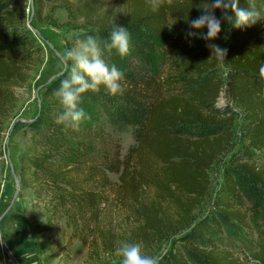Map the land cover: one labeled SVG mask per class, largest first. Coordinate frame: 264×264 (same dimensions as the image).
I'll use <instances>...</instances> for the list:
<instances>
[{
  "label": "trees",
  "instance_id": "16d2710c",
  "mask_svg": "<svg viewBox=\"0 0 264 264\" xmlns=\"http://www.w3.org/2000/svg\"><path fill=\"white\" fill-rule=\"evenodd\" d=\"M61 3L69 19H84L91 36L101 42L108 39L116 23L129 29L131 47L144 46L153 39L169 35L171 26L178 31L170 38L171 50L191 52L179 61L171 62V73L164 82L151 76L140 81H128L122 95H111L101 86L99 92L82 96L81 108L96 104L110 118L123 119L125 125L136 124L134 146L122 163L118 194L131 204L130 217L137 226L126 237L125 243H142L155 248L167 237L193 224L194 213L205 202L211 185V170L216 161L229 149L234 139L236 114L220 110L219 98L226 89L229 98L241 110V150L233 158L224 182L215 199L214 207L194 229V234L205 248L191 245L195 262L208 264H256L250 256H243L221 248L216 238L226 230L237 233L250 229L248 214L238 203L246 188V195L260 201L264 208V161L254 156L264 149V20L245 29L231 27V46L226 63L227 79L215 55L212 56L203 39L188 38V19L202 14L208 0H173L153 12L148 0H125L127 8L120 19L108 20L96 15L99 3L105 0H56ZM23 0H0V148L4 122L16 108L17 98L11 88L32 81L38 73L41 47L25 25ZM264 12L263 0H255ZM34 11L41 17L44 0H34ZM240 7H248L240 0ZM234 15L233 13H229ZM219 18L221 11L216 10ZM51 18L46 16L43 22ZM206 34L207 29H204ZM206 43L205 46H203ZM219 45V38L213 41ZM118 59L113 50L104 52ZM67 70L47 88L38 129L43 131V149L37 155L25 154L21 166V183L42 200L47 193L56 203L48 206V228L59 210L64 211L67 225L74 230L85 247L101 242L105 252L116 247L117 236L99 232L98 224L108 204L105 190L93 188L95 168L91 164L95 131L80 127L74 130L57 122L63 111L55 95ZM134 88V89H133ZM135 89H139L136 92ZM123 128V127H122ZM203 136V137H202ZM196 137V138H193ZM0 149V157H1ZM235 165V166H234ZM238 168L237 175L234 169ZM233 169V170H232ZM120 173V169L115 170ZM87 173V175H85ZM38 181L47 185L36 186ZM153 190L155 198L146 202L143 194ZM172 208L174 217L167 216ZM92 225H95L92 228ZM90 241V243H89ZM181 264H188L182 260Z\"/></svg>",
  "mask_w": 264,
  "mask_h": 264
},
{
  "label": "rangeland",
  "instance_id": "374dc122",
  "mask_svg": "<svg viewBox=\"0 0 264 264\" xmlns=\"http://www.w3.org/2000/svg\"><path fill=\"white\" fill-rule=\"evenodd\" d=\"M31 1L23 0L20 10L25 12V25L32 36L36 38L37 45L41 47V61L37 66L38 73L32 81L21 87L11 88L17 98V104L15 110L5 119L2 134L0 218L12 208L13 205L8 210L14 199L16 207L20 206L22 202L25 221L34 234L36 248L41 254L40 257L48 264H121V257L117 250L125 244L126 237L137 226L135 220L130 217L131 204L124 202L118 194L120 175L123 171L122 163L127 159L129 151L136 146L134 137L136 124L124 126L123 119L117 117L109 119L105 111L99 109L96 104H89L83 108L90 119H85L80 127L95 131V136H98L91 149L93 161L91 164L96 171V181L92 187L104 189L105 195L108 197V204L98 224L99 232L117 236L114 250L105 252L101 242L94 247L91 244L90 247H85L77 237L80 233L75 235L74 230L67 225L63 210H59L52 224L46 228V222L50 216L48 206L56 203L52 192L45 194L42 200H37L34 191L31 188H25L21 183L20 191L15 198L17 190L15 175L21 181L22 159L25 154L37 155L43 149L41 145L43 131L38 129V120L43 111V98L47 88L58 80L66 70L60 59L61 54L71 49L77 40L86 39L91 35L86 21L84 19L70 20L67 11L62 8L60 2L44 0L40 14H38L41 15L39 18L34 11V3L33 9L31 7ZM126 8L125 0H105L99 3L96 15L100 18H108L109 21L120 19L125 15ZM46 16L51 19L43 22V18ZM31 28H34L35 31ZM177 33L176 28L171 26L168 36L153 39L144 46H132L128 56L118 59L107 56L109 65L114 64L123 71V88L126 87L128 81L138 82L148 76L160 82H164L163 79L166 80L171 73V62L179 61L183 55L191 52L187 47L184 49V53H179L177 49L171 50L170 38L176 36ZM225 34L228 36L227 40L224 38ZM261 36L264 37V30L261 32ZM205 45L206 43L203 46ZM219 46L227 49L231 46V32L228 24L223 25ZM221 69L224 78L227 79L228 66L226 62H222ZM135 90L139 92V89ZM218 106L222 111L228 110L229 113L234 112L237 115L234 123L233 142L211 170L212 185L205 202L194 213L193 224L167 237L155 248L148 249L139 243L145 254L159 257V264H181L182 260L188 264H208L195 262L191 257V245L206 247L200 242V238L195 236L194 229L213 209L217 194L224 182L225 172L233 167L232 160L241 150L242 140L241 110L229 98L226 89L223 90L219 98ZM14 122L16 123L7 145L6 140ZM254 156L259 162H263L264 149L261 152H256ZM116 169H120V173H116ZM234 172L238 175L240 170L236 168ZM44 182L38 181L35 185L44 188L47 185ZM238 188L243 193V201L238 203V207L248 214L250 229H240L237 233L226 230L222 235H218L216 242L221 248L240 253L243 256H250L256 264H264V208L260 201L245 194L244 185L240 183ZM155 195L153 190H149L143 194L144 200L150 202L155 198ZM174 213L172 208L167 209L168 217H174ZM3 219L0 222L2 237ZM94 226L92 225V228ZM6 245L5 241L0 244V264H14L10 257L11 252ZM17 262L21 264L18 260Z\"/></svg>",
  "mask_w": 264,
  "mask_h": 264
},
{
  "label": "clouds",
  "instance_id": "9594fccd",
  "mask_svg": "<svg viewBox=\"0 0 264 264\" xmlns=\"http://www.w3.org/2000/svg\"><path fill=\"white\" fill-rule=\"evenodd\" d=\"M153 12L158 11L165 4L172 5L173 0H148ZM248 7H240V0H208L202 9V14L195 19H188L189 31L185 33L188 38L203 39L207 43L212 56L218 61L226 62L228 49L216 43L223 31V25L228 24L236 29L252 27L264 20V12L257 8L255 0H247ZM264 8V5L261 6ZM216 10L222 15L218 18ZM234 15H230L229 13ZM207 29L205 34L204 29ZM225 40L228 39L225 34ZM131 34L129 29L121 24H114L108 39L101 42L99 37L87 36L86 39L77 40L75 45L61 54V62L67 65L71 61L68 76L60 83L55 95L63 106L58 115L57 122L74 130H79L81 123L90 116L80 107L82 96L91 91L99 92L101 86L105 87L111 95H122L124 73L114 64L109 65L104 59V52L115 50L121 57L130 55ZM264 76V66L260 68ZM0 238V244H3ZM121 257V264H159V257L145 254L139 243H125L117 250Z\"/></svg>",
  "mask_w": 264,
  "mask_h": 264
},
{
  "label": "crops",
  "instance_id": "0c3cea01",
  "mask_svg": "<svg viewBox=\"0 0 264 264\" xmlns=\"http://www.w3.org/2000/svg\"><path fill=\"white\" fill-rule=\"evenodd\" d=\"M15 202L3 219L6 247L21 264H48L36 248L34 234L25 221L22 202L17 207Z\"/></svg>",
  "mask_w": 264,
  "mask_h": 264
},
{
  "label": "water",
  "instance_id": "95a60500",
  "mask_svg": "<svg viewBox=\"0 0 264 264\" xmlns=\"http://www.w3.org/2000/svg\"><path fill=\"white\" fill-rule=\"evenodd\" d=\"M31 7H32V9H33V0L31 1ZM31 29H32L33 31H35L34 28H31ZM60 75H61V74H60ZM15 123H16V122H14V124H13V126H12V128L10 129V132H9V134H8V137H7V140H6L7 145L9 144V138H10L12 132H13V129H14V125H15ZM15 181H16V184H17V190H16V194H15V198H16L17 195H18V193H19V191H20V184H21V181H20V179H19V177H18L17 175H15ZM14 201H15V199L13 200V202H14ZM13 202L10 204L8 210H9V209L11 208V206L13 205ZM4 215H5V213L1 216V218H0V222L2 221ZM0 237L3 238V237H2V234H1V231H0ZM10 257H11V259L13 260L14 264H18L16 258L13 256V254L10 253Z\"/></svg>",
  "mask_w": 264,
  "mask_h": 264
}]
</instances>
